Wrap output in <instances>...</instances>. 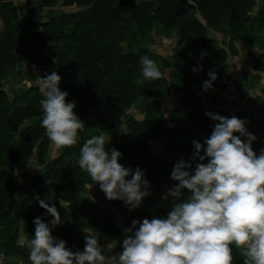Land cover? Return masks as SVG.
Masks as SVG:
<instances>
[{
  "label": "trees",
  "instance_id": "obj_1",
  "mask_svg": "<svg viewBox=\"0 0 264 264\" xmlns=\"http://www.w3.org/2000/svg\"><path fill=\"white\" fill-rule=\"evenodd\" d=\"M258 1V10L252 15L257 0H63V6L77 8L46 17L44 9L55 7L59 0H27V13L21 19L15 18L12 2H0L2 261L16 258L31 264L28 242H19L21 227L31 239L35 218L45 223L54 219L40 207L39 200L56 206L61 224L49 227L53 237L66 241V247L73 252L83 251L85 236L98 230L103 237L112 238L116 255L123 251L125 229L133 220L166 218L174 202H182L191 194L184 189L180 200L174 201L171 196L162 199L168 189L178 184L171 179L175 164L183 159L192 164L190 171L194 173L195 165L201 161L192 159L193 141L203 144L218 123L196 107L202 96L214 89L218 93L210 100L211 113L235 116L246 123L247 107L250 108L253 115L248 132L256 137L252 142L253 151L256 149L264 136V91L252 93L250 103L245 105L235 97L228 108L219 94L237 89L227 60L240 55L238 42H246L247 56L255 69L264 68V54L254 50L264 49V0ZM154 27L157 33L176 39L174 55L165 56L152 49ZM211 31L222 33V40L212 37ZM192 52L198 54V59L186 58L183 63L182 57ZM142 56L156 62L163 73L161 79L140 82ZM171 67L168 78L165 70ZM52 71L61 77L59 88L68 93L67 102H75L74 112L85 125L78 132V142L63 147L55 158L49 153L52 142L41 127L40 101L44 97L35 84ZM210 71H215L217 79L205 91L203 84L210 79ZM251 78L257 83L261 75L253 74ZM5 79L11 81L8 89ZM23 81L32 83L21 85ZM169 97L176 100L171 109L162 105ZM139 100L146 111L143 119L129 113ZM255 105L261 106L260 111ZM101 132L111 135L105 150L115 148L122 153L127 168L134 171L139 167L149 182L150 195L138 208L129 210L130 206L121 200H108L98 183L97 191H92L91 196L86 194L93 182L75 161L84 142ZM164 136L170 138L167 143ZM241 139L247 142L246 137ZM157 143H166L165 153L154 158L153 144ZM35 152L41 168L29 176V183L14 182L9 167L25 168ZM46 183L52 184V197L45 189ZM116 209L124 219L122 224L116 221ZM103 237L98 238L99 245ZM232 249L233 264H244L239 250L234 245Z\"/></svg>",
  "mask_w": 264,
  "mask_h": 264
},
{
  "label": "clouds",
  "instance_id": "obj_2",
  "mask_svg": "<svg viewBox=\"0 0 264 264\" xmlns=\"http://www.w3.org/2000/svg\"><path fill=\"white\" fill-rule=\"evenodd\" d=\"M140 65L141 83L162 78L163 73L148 56L141 57ZM208 75L205 91L217 79L215 71ZM60 82L56 71L37 80L44 97L40 101L41 127L57 149L75 145L85 126L74 112L75 102L66 101L68 93L61 91ZM206 115L218 123L203 144L193 141L192 159L201 163L193 173L191 163L179 160L171 173L178 184L162 199L171 196L180 200L184 189L191 194L174 202L166 218L133 220L125 229L123 251L116 255L102 254L98 238L88 232L84 250L73 252L66 241L53 237L49 227L61 224L56 206L39 200L40 207L54 219L49 223L34 219L35 234L28 241L31 264H233V245L244 264H264V149L259 155L253 151L256 137L247 131L244 120L211 112ZM110 142L111 135L106 132L93 135L84 142L75 163L99 184L108 200H121L129 210L138 208L150 195L149 182L139 167L133 171L118 162L122 153L115 148L105 150ZM129 176L131 179H126ZM60 204L64 207L63 200Z\"/></svg>",
  "mask_w": 264,
  "mask_h": 264
},
{
  "label": "rangeland",
  "instance_id": "obj_3",
  "mask_svg": "<svg viewBox=\"0 0 264 264\" xmlns=\"http://www.w3.org/2000/svg\"><path fill=\"white\" fill-rule=\"evenodd\" d=\"M5 2V1H9L12 2L14 7H15V18L21 19L23 18L26 13H27V0H0V2ZM63 0H59L58 4L55 7H46L44 9V15H46V17L52 16L55 13H58L60 10H74L77 7H66L62 5ZM259 7V1L257 0V5L254 9V11L251 13L252 15H255L257 10ZM3 26L1 20H0V28ZM157 28L155 29L152 28L151 29V33L154 36L155 39V43L152 45V49L158 51L159 53L167 56V55H174V46H175V42L176 39L173 37H167L165 36L163 33L159 34L156 32ZM211 36L218 39L219 41L222 40L223 38V34L220 32H212L211 31ZM238 47L240 48V55H238L237 57L233 58L231 56H229L227 63L228 66L231 70V72L233 73L234 79L236 80L238 86L237 89L236 88H232L231 92L228 94H219L220 99H222L225 103V107L228 108L232 102L233 99H235V97H240V103L242 105L245 104H249L250 102V98L253 97V94H263L264 91V82L261 80L260 82H253L251 76L255 73L254 71V66L252 63V59L251 57L248 55V46L246 44V42L243 40L241 42H238ZM221 45V43H220ZM256 49V48H255ZM258 49L257 54H264V52H262L263 49ZM256 51V50H255ZM186 58H189L190 60H197L198 59V54L197 53H189L188 56H184L182 57V62L185 63ZM172 71V67L168 68L165 70V75L169 78L170 77V73ZM199 76L204 77L201 73H198ZM262 76V75H261ZM10 77V76H9ZM5 88L8 89L11 81L8 79H5ZM253 82L254 85L251 86L250 82ZM32 82L30 81H23L21 83V85H27L30 86ZM35 84H37V82H35ZM38 85V84H37ZM250 87H252L251 89V93H248V90L250 89ZM218 91L216 89H214L213 92H211L209 95H203L200 102L196 105L197 109L199 111H204L206 113L211 112L212 111V107L210 105V100L212 97H214L215 95H217ZM253 93V94H252ZM251 94V95H250ZM162 105L164 108H168L171 109L173 107L176 106V100L174 97H169L167 99H165L162 102ZM144 106V103L142 100H139L136 103V106L131 108L129 113L133 114L136 118L138 119H143L146 115V111L142 110V107ZM256 111H260L261 106L255 105ZM247 121L249 122L250 119L252 118V112L250 111V108L247 107ZM169 114V113H167ZM246 122L245 123V127L248 131L250 125L249 123ZM26 125V123L24 124V126ZM79 135V134H78ZM163 140L167 143L170 138L164 136ZM165 143V144H166ZM165 144H161V143H157V144H153V153H152V157L156 158L159 157L161 155H163L165 153L164 151V145ZM62 148L57 149L55 147V145L53 143H51L50 146V150L49 153L51 155V158H55L58 154H60ZM264 149V136L261 138L259 145L256 147V149L254 150L256 152L257 155L260 154V151ZM119 163L121 165H123L124 167L127 168V163L124 160V158L121 156L119 159ZM40 165H38L37 161H36V152L33 154V156L30 158V162L28 163V165L25 168H12L9 167V170L12 173V179L14 182H21L24 183L28 182L29 183V176L33 175L35 172H37L40 169ZM130 178V177H128ZM45 189L46 191L50 194V197H52V184L50 183H46L45 185ZM98 189V184L93 182L92 184H89L87 187V192L86 194L88 196H91L92 191H97ZM116 221L120 224L123 223L124 219L122 217V215L119 213V211L116 209ZM92 234H94L97 238H101L103 237V235H101L100 233H98V230H94L91 231ZM30 240V238L28 237V233L23 229V227H21V235L19 238V242L20 244H25ZM114 242L112 240V238L110 237H103V243L100 245L101 250H102V254H108V255H114L113 250H114ZM0 264H24L22 261L17 260L16 258H12L7 260L6 262L2 261L0 259ZM27 264V263H26Z\"/></svg>",
  "mask_w": 264,
  "mask_h": 264
},
{
  "label": "crops",
  "instance_id": "obj_4",
  "mask_svg": "<svg viewBox=\"0 0 264 264\" xmlns=\"http://www.w3.org/2000/svg\"><path fill=\"white\" fill-rule=\"evenodd\" d=\"M254 50H256L255 52L257 53L258 52V49L256 48V49H254ZM262 52H264V49L262 50ZM262 60H263V62H264V57L262 58ZM254 66V65H253ZM255 68V67H254ZM253 72H255L254 74H260V75H262L261 76V80L264 82V68L263 69H260V70H258V69H254V71ZM260 80V81H261Z\"/></svg>",
  "mask_w": 264,
  "mask_h": 264
}]
</instances>
